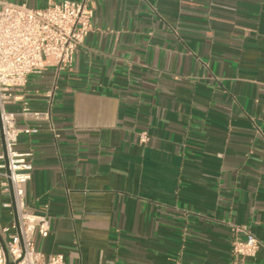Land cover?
Masks as SVG:
<instances>
[{
  "label": "crops",
  "instance_id": "1",
  "mask_svg": "<svg viewBox=\"0 0 264 264\" xmlns=\"http://www.w3.org/2000/svg\"><path fill=\"white\" fill-rule=\"evenodd\" d=\"M86 1L72 68L23 92L54 131L7 105L39 130L17 146L34 154L28 211L51 224L37 249L67 264H229L239 226L261 242L241 264H264V0ZM10 200L0 180L1 225Z\"/></svg>",
  "mask_w": 264,
  "mask_h": 264
},
{
  "label": "built area",
  "instance_id": "2",
  "mask_svg": "<svg viewBox=\"0 0 264 264\" xmlns=\"http://www.w3.org/2000/svg\"><path fill=\"white\" fill-rule=\"evenodd\" d=\"M29 0H0V180L3 194L11 196L4 204L12 208L17 222L0 224V264H67L64 255L47 256L36 247V236L47 238L51 232L47 216L28 211L25 186L33 176L32 151L19 152L23 134H36L37 128H20L7 105L23 103V113L49 123L51 113L32 111L24 100L29 77L47 68L70 70L75 56L91 32L94 9L86 0H45L41 8H30ZM147 130L140 133L142 145L149 141ZM229 264H241L257 256L261 242L245 227L235 226ZM8 254V259L6 256Z\"/></svg>",
  "mask_w": 264,
  "mask_h": 264
},
{
  "label": "water",
  "instance_id": "3",
  "mask_svg": "<svg viewBox=\"0 0 264 264\" xmlns=\"http://www.w3.org/2000/svg\"><path fill=\"white\" fill-rule=\"evenodd\" d=\"M15 221L17 222V217H16V215H15ZM6 256H7V259H8V254H7V252H6Z\"/></svg>",
  "mask_w": 264,
  "mask_h": 264
},
{
  "label": "rangeland",
  "instance_id": "4",
  "mask_svg": "<svg viewBox=\"0 0 264 264\" xmlns=\"http://www.w3.org/2000/svg\"><path fill=\"white\" fill-rule=\"evenodd\" d=\"M38 8H41V6H39Z\"/></svg>",
  "mask_w": 264,
  "mask_h": 264
}]
</instances>
